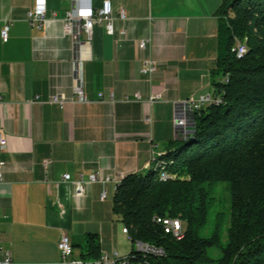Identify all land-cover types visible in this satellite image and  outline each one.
<instances>
[{"label":"crops","instance_id":"obj_1","mask_svg":"<svg viewBox=\"0 0 264 264\" xmlns=\"http://www.w3.org/2000/svg\"><path fill=\"white\" fill-rule=\"evenodd\" d=\"M46 1L47 22L37 30L27 21L33 0H0V31L9 25L7 41L0 36V132L7 139L0 154V247L12 264H58L62 234L74 248L92 234L100 253L125 256L133 248L112 211L116 185L145 171L171 141L187 137L174 124L179 102L212 95L207 64L216 60L214 12L221 0H108L114 14L124 9L128 19L114 21L112 36L94 25L91 59L83 64L92 102L64 108L42 101L73 96L74 44L63 32L73 0ZM103 1L78 0L93 9ZM144 39L150 44L139 50ZM148 58L157 62L152 76L139 72ZM135 94L143 102H123ZM156 94L160 101L146 102ZM95 171L113 181L104 188L84 183L78 195L63 180L66 174L87 180ZM103 189L107 198L100 201Z\"/></svg>","mask_w":264,"mask_h":264},{"label":"trees","instance_id":"obj_2","mask_svg":"<svg viewBox=\"0 0 264 264\" xmlns=\"http://www.w3.org/2000/svg\"><path fill=\"white\" fill-rule=\"evenodd\" d=\"M214 16V101L192 113V134L171 141L145 171L123 177L112 197L131 243L163 251L146 255L150 264H264V0H221ZM237 42L246 48L240 58L232 51ZM219 183L230 192L224 245L222 213L209 237L200 234ZM158 218L179 219L182 236ZM83 241L81 258L98 259V237ZM133 255L143 258L132 249Z\"/></svg>","mask_w":264,"mask_h":264},{"label":"built area","instance_id":"obj_3","mask_svg":"<svg viewBox=\"0 0 264 264\" xmlns=\"http://www.w3.org/2000/svg\"><path fill=\"white\" fill-rule=\"evenodd\" d=\"M47 1L46 0H33V6L27 13V21L29 24L37 29L41 30L47 22ZM126 21L127 15L124 9H120L116 14L113 12L110 1L105 0L102 2L100 8L93 9L91 6L81 5L78 0H73L71 10L66 14L63 20V32L71 37L74 50L72 58V71H73V96L67 98L63 94H54L50 96L46 101H42L51 105L64 108L67 104H89L92 101L88 98L84 91V78H83V64L91 59V41H92V29L94 25H102L106 33L110 36L114 35L115 20ZM51 20H55V14H52ZM9 25L6 24L0 31L1 39L6 42L8 39ZM121 35H125V30L120 31ZM150 44V40L144 39L139 41L138 49L146 50ZM235 55L240 58L242 51V43L237 42L235 48L232 50ZM157 71V62L153 58L146 59L140 69V73L145 76H152ZM162 96L160 94L149 96L146 100L148 103H154L160 101ZM103 94L98 95V101H104ZM113 102L112 96L107 99ZM35 101H39L38 98ZM214 101L212 95L207 94L198 98H188L179 102V110L174 118V124L177 127L185 129L188 124L189 115H192L194 111L200 110L202 107L211 104ZM125 103L130 102H143L139 94H135L133 99L125 98ZM145 121H149L146 119ZM7 148V139L0 132V154ZM5 162L0 159V182L3 179V169ZM65 182H69L75 185L76 194L80 195L82 192L83 184H100L103 188L113 181L111 175H103L98 171H95L84 180L82 176L77 181H72L71 176L66 174L63 176ZM107 198L106 190H102L100 194V201H104ZM157 222H161L164 226V230L167 232H175L176 235L182 236V222L179 219H157ZM137 247V253L141 254L143 258H137L133 255L131 258L128 255L122 256L119 253H106L101 252L100 256L96 260L90 259H76L73 257L74 248L71 244L70 238L67 234H62L57 242V249L60 254V260L58 264H150L144 257L148 254L162 255L163 251L155 249L145 243L135 242ZM3 255V259L0 264H12L11 254L7 250H3L0 247V255Z\"/></svg>","mask_w":264,"mask_h":264},{"label":"rangeland","instance_id":"obj_4","mask_svg":"<svg viewBox=\"0 0 264 264\" xmlns=\"http://www.w3.org/2000/svg\"><path fill=\"white\" fill-rule=\"evenodd\" d=\"M207 69H209V73L214 69L215 63H208ZM210 65V66H209ZM212 87V86H211ZM213 91V87H212ZM213 93V92H212ZM215 203L213 207L210 210L209 217H208V223L204 230L201 231L202 237H209L212 233L215 217L217 213H222V226H221V239L223 245L226 242V229L229 225V216H230V192L228 190V186L226 183H219L217 185L216 192L214 194ZM107 201H110V196H108ZM121 224V223H120ZM122 225V224H121ZM84 241L79 242L76 244V247L73 249V257L76 259H81V253L84 251L83 249ZM132 248L134 252H137L136 244H132ZM219 252H215L212 255L216 256Z\"/></svg>","mask_w":264,"mask_h":264},{"label":"bare ground","instance_id":"obj_5","mask_svg":"<svg viewBox=\"0 0 264 264\" xmlns=\"http://www.w3.org/2000/svg\"><path fill=\"white\" fill-rule=\"evenodd\" d=\"M245 51H246V48H245L244 46H242L241 54L245 53ZM162 177L165 178L164 175H163ZM122 232H123L125 235H127V230H126V228H123V229H122ZM173 234H174L175 236L179 237L178 235L175 234V232H173Z\"/></svg>","mask_w":264,"mask_h":264},{"label":"water","instance_id":"obj_6","mask_svg":"<svg viewBox=\"0 0 264 264\" xmlns=\"http://www.w3.org/2000/svg\"><path fill=\"white\" fill-rule=\"evenodd\" d=\"M183 130L187 136L193 133V130L190 127H189V129H183Z\"/></svg>","mask_w":264,"mask_h":264}]
</instances>
